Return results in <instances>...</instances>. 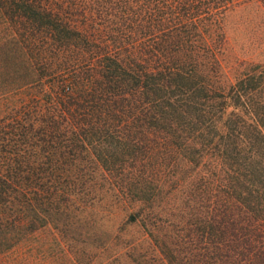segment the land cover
Instances as JSON below:
<instances>
[{
    "label": "trees",
    "instance_id": "trees-1",
    "mask_svg": "<svg viewBox=\"0 0 264 264\" xmlns=\"http://www.w3.org/2000/svg\"><path fill=\"white\" fill-rule=\"evenodd\" d=\"M13 4L83 59L59 105L0 123V235L71 225L102 190L132 202L158 264H264V65L223 82L193 16L147 10L142 46L121 52Z\"/></svg>",
    "mask_w": 264,
    "mask_h": 264
},
{
    "label": "rangeland",
    "instance_id": "rangeland-1",
    "mask_svg": "<svg viewBox=\"0 0 264 264\" xmlns=\"http://www.w3.org/2000/svg\"><path fill=\"white\" fill-rule=\"evenodd\" d=\"M14 1L0 0V123L11 120L23 109L39 115L42 108L59 105L58 96L71 78L69 65L83 59L74 44L61 41L67 36L59 26L61 21L55 24L63 34L53 42L44 25L30 30L27 19L15 17L17 11L10 6L20 0ZM32 3L54 13L71 30L79 31L90 49L119 47L122 52L133 42V49L137 50L142 46L139 38L150 24L143 17L154 8L159 16L168 18L196 17L194 30L213 51L214 65L223 82L233 80L246 68L264 65V0ZM163 36L160 43L166 39ZM185 192L186 188L177 197ZM90 201L79 212L83 217L71 225L61 227L60 223L49 221L32 230L22 227L18 238L6 241L0 235V264H158L152 241L140 223L128 217L132 202L102 190L94 193Z\"/></svg>",
    "mask_w": 264,
    "mask_h": 264
}]
</instances>
